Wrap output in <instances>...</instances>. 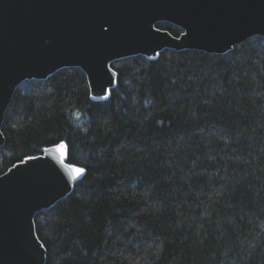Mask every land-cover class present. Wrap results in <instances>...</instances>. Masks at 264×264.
<instances>
[{"label":"trees","instance_id":"1","mask_svg":"<svg viewBox=\"0 0 264 264\" xmlns=\"http://www.w3.org/2000/svg\"><path fill=\"white\" fill-rule=\"evenodd\" d=\"M111 68L106 101L66 68L20 84L5 112L0 175L60 142L86 171L35 215L45 264H264V38Z\"/></svg>","mask_w":264,"mask_h":264},{"label":"water","instance_id":"2","mask_svg":"<svg viewBox=\"0 0 264 264\" xmlns=\"http://www.w3.org/2000/svg\"><path fill=\"white\" fill-rule=\"evenodd\" d=\"M162 22L181 34L158 29ZM256 36L264 38V0H0V147L5 112L25 81L78 68L90 99L102 102L117 85L115 61H155L166 49L224 55ZM47 148L0 175V264L46 263L35 215L86 173L73 179Z\"/></svg>","mask_w":264,"mask_h":264},{"label":"snow or ice","instance_id":"3","mask_svg":"<svg viewBox=\"0 0 264 264\" xmlns=\"http://www.w3.org/2000/svg\"><path fill=\"white\" fill-rule=\"evenodd\" d=\"M46 151L50 153H55L58 156L60 164L70 173L73 174L72 178L75 179L79 177L81 174L85 172V169L76 167L72 164L66 163L65 161L68 158V145L65 142H60L57 144H53L52 147H49L45 149ZM30 159H35V157H32Z\"/></svg>","mask_w":264,"mask_h":264}]
</instances>
